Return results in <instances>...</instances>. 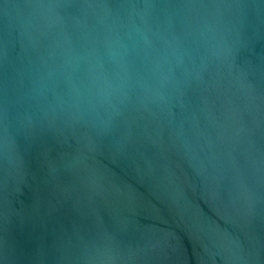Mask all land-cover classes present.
Returning <instances> with one entry per match:
<instances>
[{
	"label": "water",
	"instance_id": "1",
	"mask_svg": "<svg viewBox=\"0 0 264 264\" xmlns=\"http://www.w3.org/2000/svg\"><path fill=\"white\" fill-rule=\"evenodd\" d=\"M0 264H264V0H0Z\"/></svg>",
	"mask_w": 264,
	"mask_h": 264
}]
</instances>
